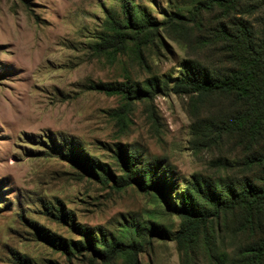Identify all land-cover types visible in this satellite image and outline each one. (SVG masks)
<instances>
[{
    "label": "rangeland",
    "instance_id": "374dc122",
    "mask_svg": "<svg viewBox=\"0 0 264 264\" xmlns=\"http://www.w3.org/2000/svg\"><path fill=\"white\" fill-rule=\"evenodd\" d=\"M224 1L0 0V264H246L255 238L239 212L214 219L208 241L203 231L193 243L174 240L184 224L174 206L186 191L210 209L196 189L218 196L220 182L239 189L261 174L259 148L226 99L172 92L186 63L227 68ZM126 3L137 26L157 21L159 30L134 40ZM110 36L132 40L102 46ZM98 84L129 85L133 99L92 90ZM120 150L146 171L160 167L165 200L124 184ZM38 231L83 249L70 259Z\"/></svg>",
    "mask_w": 264,
    "mask_h": 264
},
{
    "label": "trees",
    "instance_id": "16d2710c",
    "mask_svg": "<svg viewBox=\"0 0 264 264\" xmlns=\"http://www.w3.org/2000/svg\"><path fill=\"white\" fill-rule=\"evenodd\" d=\"M127 23L130 29L136 31L139 40L149 30H159L157 21H149L144 26H137L133 21V13L130 5L124 6ZM222 11L228 19L222 27L221 33L226 42L223 48V56L227 68L218 73L191 67L186 63L183 77L172 92L176 94H197L202 96H221L227 100L232 120L239 121L243 128L245 138L253 146L259 148L256 159L261 168L260 177L255 183L245 182L239 189H230L220 182L221 193L215 196L211 186L196 189L201 198L211 207L210 209H198L191 191H186L178 205L174 206L175 212L183 219L182 229L175 235L174 240L180 244L193 243L198 234L203 231L206 241L209 240L207 227L214 219H221L222 215H242L240 223L243 232H250L255 238L247 250L246 264H264V0H225ZM115 29L124 30L125 26L117 21ZM132 38L114 37L104 39V47L123 49ZM212 74H215L214 76ZM183 87V88H180ZM92 90L108 95H121L126 100L133 99V88L129 85L98 84ZM143 94L137 97H147ZM120 160L126 170L125 185L132 183L143 187L156 189L161 198L165 200L170 191L167 181L162 180L160 167L146 171L139 168V158L131 156L126 150H120ZM90 176H97L93 163L82 159L80 155H74ZM148 175V176H147ZM149 177V178H147ZM107 181V180H106ZM108 182V181H107ZM60 218L65 221L63 214ZM39 236L58 251L69 256L75 255V250L80 253L83 249L81 243H68L62 238H57L38 231ZM162 239H167L164 231L157 233ZM89 247L94 254H98L96 242L88 231L83 232Z\"/></svg>",
    "mask_w": 264,
    "mask_h": 264
}]
</instances>
